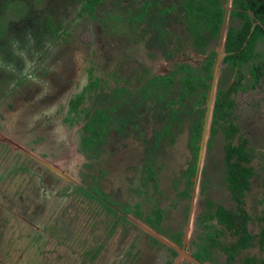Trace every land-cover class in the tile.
Segmentation results:
<instances>
[{
	"label": "flooded vegetation",
	"instance_id": "af4514ba",
	"mask_svg": "<svg viewBox=\"0 0 264 264\" xmlns=\"http://www.w3.org/2000/svg\"><path fill=\"white\" fill-rule=\"evenodd\" d=\"M188 1L40 0L26 10L22 0L21 19L0 34V57L22 61V77L11 75L2 90L9 110L28 88L38 94L28 58L39 54L38 65L51 56L66 69L55 98L65 104L63 144L57 136L44 148L47 134L20 140L0 123V153L19 160L9 169L26 170L28 187L35 171L55 190L13 220L37 218L44 198L46 209L67 201L79 210L69 216L62 205L38 218L34 260L44 261L50 244L55 264H264V177L256 207L249 200L264 170V160L255 163L264 151V0H195L192 18ZM7 3L0 0V21ZM19 35L22 53L7 49ZM250 150L255 172L243 188L226 154ZM113 169L130 192L106 188ZM31 218L22 224L33 227Z\"/></svg>",
	"mask_w": 264,
	"mask_h": 264
},
{
	"label": "rangeland",
	"instance_id": "374dc122",
	"mask_svg": "<svg viewBox=\"0 0 264 264\" xmlns=\"http://www.w3.org/2000/svg\"><path fill=\"white\" fill-rule=\"evenodd\" d=\"M6 2H8L7 6L5 8L4 14L1 16V19L3 18V20L0 21V34L4 33V28L9 27L10 21H18L22 17V0H6ZM29 2H32L35 7H40V0H27L26 3H23V6L26 5V10H29L30 8ZM18 40L20 41L18 43L11 40L8 43L7 49L14 47L17 50V53H22V48L19 49V43L22 42L21 35L18 36ZM61 46L62 42L60 41L59 49L61 48ZM53 53L54 52H52V54ZM29 55V57H32V52H30ZM45 56L46 54H43L42 58L45 59ZM38 57L39 54H36V56L32 57L33 59L28 58V65L26 66V68H24V70H26V75L28 76L29 81L31 82L32 79V83L35 86H38V94H33V88H28L26 95H16L17 105L16 108L11 110L6 107V99H9L10 93H3L2 90L10 82L14 81V77H12L11 75L15 76V79L20 78V76L22 77V61L17 65H9L11 67L10 68L8 64L5 63L4 57H0V110H3V112L7 114V116L4 115L3 118H0V123L6 126L7 130L11 131L13 134L19 137L20 140H22V138L24 137H27L26 134L28 132L33 135L34 139L42 136L45 137V135L47 134L49 139H46V142L43 145L44 148H47L45 145H48L51 148H55L54 146H56L60 140L61 144H63L62 140H65L68 137L66 131H69L68 126L62 121V118L65 114V104L63 101L59 102V100H55L58 92L61 91L63 86L65 85L63 72V67L65 66H62L61 63H58L57 61L55 62V60L51 59V56L42 61L43 65L42 63L37 65L34 60H41V58ZM65 70L66 69H64V71ZM262 126V129H264L263 121ZM47 127L53 128L51 129V132L49 131V129H46ZM250 127L254 130V132L258 131L257 128H261V126H255L252 120L250 123ZM54 129L55 132H52V130ZM57 136H59L60 138L59 141L57 139ZM258 145L264 146V143L261 142ZM5 153H7V151ZM217 156H221L219 162H223L224 155H222L220 151L216 152V157ZM16 159L17 158H13V160H10V158L8 159L7 154H4L2 152L0 153V177L4 176L5 178L0 182V225L4 228V230L2 229L0 231V258H2V260H0V264H35V261H39L41 264H55L54 262H52V260H49V258H52L50 257V254L49 256H47L48 254H46L47 251L51 253L49 249L50 244H48V248L44 251V254L46 255L45 258H42V260L44 261H40V259L34 260L36 258V250L34 248V245L30 244V242L33 239L35 240L36 237L32 236L31 233L36 229L35 225H39V223L36 222L39 221L38 218H40L41 215H47L49 217L55 212L56 209L59 211L62 205H65L62 210L69 216L78 217L79 210L74 204L67 201L61 202L60 204L56 205L58 206L56 207V209H46L47 200L45 201L44 198L41 199V203L37 209V218H31L32 216H30L31 221L35 223L33 227H30L29 225L27 226L26 223L22 224V222H29L27 220L30 218H26V215H24L25 218L21 217L22 220L20 218L19 223L18 221H14L13 216L17 214H23L27 211L29 200L34 201L38 205L39 202H37V200L43 193H50L48 197H50V199L52 200L54 199L53 195L55 194V190H53L54 186L52 185L48 187L47 185L50 180H39L33 178L34 176L38 175L35 171H30L29 173L27 172L29 175L28 177H31V184L29 183L30 186L28 187V184H26V178L24 176V172H26V170L22 169V171L14 173L12 172L13 169H9L14 164L19 163V160ZM262 160H264V151H260L257 159L255 160V163L258 164ZM20 162L21 164L24 163L22 161ZM174 162L179 163L177 154L176 160ZM8 165H10V167ZM222 168L223 165L219 164L217 171H214V174L216 175H213L215 177L219 176ZM255 168L257 167L255 166ZM116 170L117 169L111 170L105 184L107 185L106 188L115 191V189L121 186L125 191L130 192L131 190L127 188V185L125 183L120 184L118 179L115 180L114 176H112ZM170 170L171 171H169V173L171 177L177 178V175L180 174V168L178 170V165L171 168ZM123 171L127 172V170L124 169ZM118 173L121 174L120 171ZM263 177L264 170L261 169L259 170V174L253 178L255 193H250L249 200L250 204H252L254 207H256V205L258 204L257 198L260 193L259 188ZM126 182H129V180H127ZM255 182L258 184H256ZM25 187L28 188L25 189ZM29 188L30 191H28ZM8 189H11L12 191ZM46 189L49 191H47ZM58 190H60V188L57 187L56 191ZM29 192L30 195L28 197ZM59 193L63 194L62 191H60ZM22 194L25 195L22 197ZM60 194H58V196ZM224 198L226 199V195ZM14 212H16L17 214ZM8 217H10L9 222L2 225V221L7 219ZM42 234L45 235L44 232ZM27 248L29 249L30 254L27 255L26 252V256H24L23 259L22 254L27 250Z\"/></svg>",
	"mask_w": 264,
	"mask_h": 264
},
{
	"label": "trees",
	"instance_id": "16d2710c",
	"mask_svg": "<svg viewBox=\"0 0 264 264\" xmlns=\"http://www.w3.org/2000/svg\"><path fill=\"white\" fill-rule=\"evenodd\" d=\"M235 1H238V0H235ZM188 2H190V4L187 3L188 4L187 15L189 18L190 17L192 18L194 15V11L196 10V6L194 5L195 0H189ZM2 8H5V7L2 6ZM133 17H135L134 14H133ZM257 31L261 33L262 36L264 37V23H262L261 25L257 27ZM254 156H255V153H253L252 150L241 152V153L234 151L232 153L229 152L228 154H226V161L228 164H231L229 171H233L235 173L233 175V178H235V182H234L235 184H240L243 188L248 187L251 176L255 172L254 166L253 164H251Z\"/></svg>",
	"mask_w": 264,
	"mask_h": 264
},
{
	"label": "water",
	"instance_id": "95a60500",
	"mask_svg": "<svg viewBox=\"0 0 264 264\" xmlns=\"http://www.w3.org/2000/svg\"><path fill=\"white\" fill-rule=\"evenodd\" d=\"M228 6H229V5L226 6V9H228Z\"/></svg>",
	"mask_w": 264,
	"mask_h": 264
}]
</instances>
